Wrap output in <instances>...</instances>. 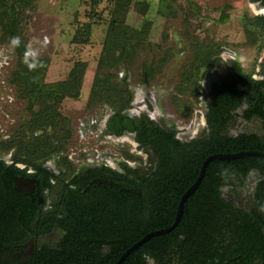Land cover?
I'll return each mask as SVG.
<instances>
[{
	"label": "flooded vegetation",
	"instance_id": "flooded-vegetation-1",
	"mask_svg": "<svg viewBox=\"0 0 264 264\" xmlns=\"http://www.w3.org/2000/svg\"><path fill=\"white\" fill-rule=\"evenodd\" d=\"M249 6L244 47H212L184 126L134 93L95 125L117 158L0 137V264H264V0Z\"/></svg>",
	"mask_w": 264,
	"mask_h": 264
},
{
	"label": "rangeland",
	"instance_id": "rangeland-1",
	"mask_svg": "<svg viewBox=\"0 0 264 264\" xmlns=\"http://www.w3.org/2000/svg\"><path fill=\"white\" fill-rule=\"evenodd\" d=\"M136 1L148 3L149 9L142 14L132 6L126 25L140 30L149 22L151 27L147 44L138 51L127 73V84L133 95H150L166 118L182 127L198 111L195 95L203 72L202 68L197 72L200 54L216 45L230 50L244 47L239 21L254 14L248 0ZM111 9L112 0L104 1L92 17L89 0H32L30 7L17 8L18 37L26 48L30 46L37 51L36 59L42 66L30 71L24 55L21 57L10 41L3 39L0 28V137L12 136L23 129L41 85L65 81L73 65L83 62L87 67L79 98L66 99L60 106V112L70 120L73 129L72 139L63 153H70L75 162L81 163L90 158L85 153L110 147L111 157L117 158L113 146L95 137L93 123L99 121L107 105L87 107ZM85 26H90L88 37L83 31ZM45 38L47 44L43 43ZM240 50L239 56L246 64L253 52ZM163 60L154 81L143 84L141 65ZM114 74L119 80L125 76L123 68ZM89 130L96 134L90 135Z\"/></svg>",
	"mask_w": 264,
	"mask_h": 264
},
{
	"label": "trees",
	"instance_id": "trees-1",
	"mask_svg": "<svg viewBox=\"0 0 264 264\" xmlns=\"http://www.w3.org/2000/svg\"><path fill=\"white\" fill-rule=\"evenodd\" d=\"M107 0H89V16L96 14V9ZM32 5V0H0V28L3 39L11 40L19 36V21L17 8L24 9ZM142 14L149 9L148 3L136 0H112L110 23L103 41L102 50L97 62L96 72L90 87L87 107L107 105L113 110L127 108L133 93L127 84V73L131 69L138 51L147 44L150 23H145L140 30L126 25L125 19L131 7ZM255 26L262 24V20L253 19ZM85 36L90 34V26L83 27ZM85 43L88 42L86 39ZM23 57L26 45L21 42L16 47ZM203 50V49H202ZM214 50L202 51L198 59L197 72L214 55ZM163 61L143 63L141 65L140 80L143 84H150L160 73ZM86 63L76 62L65 81L54 84H43L36 91V98L29 120L20 133L21 148L29 147L32 154L39 156V149H59L64 151L73 136L70 120L60 112V106L66 99L77 100L86 70ZM123 68L125 76L117 79L114 72ZM192 76V75H190ZM196 85V81L194 80ZM199 86L197 87V90Z\"/></svg>",
	"mask_w": 264,
	"mask_h": 264
},
{
	"label": "clouds",
	"instance_id": "clouds-1",
	"mask_svg": "<svg viewBox=\"0 0 264 264\" xmlns=\"http://www.w3.org/2000/svg\"><path fill=\"white\" fill-rule=\"evenodd\" d=\"M20 43L21 41L18 36H14L10 40V46L12 48L19 47ZM43 43L47 44V38L44 39ZM37 55V51L32 49L30 46L27 47L24 52V63L30 71L35 70L38 66H42L40 62L36 59ZM261 210L264 211V208H262Z\"/></svg>",
	"mask_w": 264,
	"mask_h": 264
},
{
	"label": "water",
	"instance_id": "water-1",
	"mask_svg": "<svg viewBox=\"0 0 264 264\" xmlns=\"http://www.w3.org/2000/svg\"><path fill=\"white\" fill-rule=\"evenodd\" d=\"M258 0H248V3L249 4H253L255 2H257ZM243 156H246V155H239V156H216V157H212L210 159H208L206 162H204L203 166H202V169H201V173H200V177L196 183V185L198 184V182L200 181L201 177H202V174L204 172V169H205V166L207 165V163L210 161V160H233V159H236V158H240V157H243ZM189 195V193H187L184 197H183V200ZM182 200V201H183ZM178 220V219H177ZM121 261H119L117 264H120Z\"/></svg>",
	"mask_w": 264,
	"mask_h": 264
},
{
	"label": "built area",
	"instance_id": "built-area-1",
	"mask_svg": "<svg viewBox=\"0 0 264 264\" xmlns=\"http://www.w3.org/2000/svg\"><path fill=\"white\" fill-rule=\"evenodd\" d=\"M93 124L96 125V123H93ZM95 125H93V126L95 127ZM90 128H91V127H90ZM89 131H90V130H89ZM96 132H97V131H96ZM96 132H95V131H94V132L90 131L89 134H90V135H92L93 133L96 134ZM82 134H83V132H82ZM95 137H96V139L99 138L98 133L95 135ZM91 155H93V156H95V157H92V156H90L88 153H85L84 156H89V157H90V158H88L87 161H90V159L98 158V156H101V152H100L99 150H96V153H92Z\"/></svg>",
	"mask_w": 264,
	"mask_h": 264
}]
</instances>
